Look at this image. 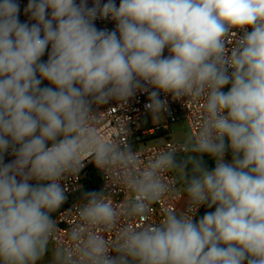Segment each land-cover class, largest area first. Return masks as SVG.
<instances>
[{
  "label": "clouds",
  "instance_id": "9594fccd",
  "mask_svg": "<svg viewBox=\"0 0 264 264\" xmlns=\"http://www.w3.org/2000/svg\"><path fill=\"white\" fill-rule=\"evenodd\" d=\"M23 14L20 0H0V264L45 256L65 175L85 153L97 167L123 159L95 136L94 106L138 95L155 113L170 112L169 97L204 101L185 156L158 161L184 181L188 212L124 229L111 245L88 234L77 256L58 249L53 264H264V0H27ZM131 186L137 216L166 190L152 170ZM84 196L87 225L115 223L103 191ZM201 206L214 211L197 220Z\"/></svg>",
  "mask_w": 264,
  "mask_h": 264
},
{
  "label": "built area",
  "instance_id": "2783aa9c",
  "mask_svg": "<svg viewBox=\"0 0 264 264\" xmlns=\"http://www.w3.org/2000/svg\"><path fill=\"white\" fill-rule=\"evenodd\" d=\"M116 3L118 5L119 0H116ZM20 4V19L23 21L27 19L23 14L27 0H20ZM96 25L110 30L115 27L111 20H97ZM164 55H167L166 50ZM46 58L45 55L43 59ZM169 100L170 112L163 113H155L145 108L146 95H138L126 101L112 100L108 104L94 106L90 126L95 136L99 141L112 145L117 154L123 155V159L117 158L104 167H97L94 154L85 153L81 158L80 171L65 175L62 180L67 196L65 203L70 204L53 218L56 230L49 242L55 250L70 251L77 256L78 248L88 234L95 233L111 245L124 229L156 224L168 211L174 210L177 214L188 212L187 194L180 187L173 170L158 167V161L161 156L173 150H176V157L185 155L178 150L183 142L171 140L167 135L171 133V126L180 121H185L191 135H195L203 115L204 101L185 98L173 102L170 97ZM161 117L163 121L159 119ZM165 136L167 140L163 143L146 144L150 139ZM10 159L12 157H5L6 162ZM90 167H94L101 176L104 196L118 212L112 226L87 225L80 216V209L86 200H73L83 188ZM149 170L157 173L166 190L145 215H132L130 206L135 202L137 194L131 186V181ZM203 207L192 213L195 219ZM76 230L81 233L79 241L72 236Z\"/></svg>",
  "mask_w": 264,
  "mask_h": 264
},
{
  "label": "trees",
  "instance_id": "16d2710c",
  "mask_svg": "<svg viewBox=\"0 0 264 264\" xmlns=\"http://www.w3.org/2000/svg\"><path fill=\"white\" fill-rule=\"evenodd\" d=\"M225 91H227V88L224 89ZM185 156V155H184ZM183 156V157H184ZM183 157H176L177 160L182 159ZM226 159L227 161H231V153L230 151L226 154ZM204 160V164L205 166L211 170L214 168L215 162L213 159H211L210 157H208L207 155H205L203 157ZM174 171V170H173ZM179 185L182 189H184V181L182 179L178 180ZM102 186H103V182L101 179V176L99 175V173L97 172V170L94 167H90L88 175L86 176V178L84 179V184H83V188L81 189V191H79L74 197L73 200H77V199H81V200H86L85 196H84V192L87 190H97V191H102ZM72 200V201H73ZM71 201V202H72ZM70 203H64L60 209H58L56 212H54L52 214V218L56 217L58 213H60L62 210H64L67 206H69ZM209 211H214L213 209H209L206 206H204L202 208V210L199 212V214L197 215V220L200 219L206 212Z\"/></svg>",
  "mask_w": 264,
  "mask_h": 264
},
{
  "label": "rangeland",
  "instance_id": "374dc122",
  "mask_svg": "<svg viewBox=\"0 0 264 264\" xmlns=\"http://www.w3.org/2000/svg\"><path fill=\"white\" fill-rule=\"evenodd\" d=\"M45 84H47V81L44 82ZM171 134H170V138L171 140L177 141V142H183L186 137H188L189 135H191V132L189 130V127L187 125V123L185 121H180L177 122L175 124H173L171 126ZM161 138V137H160ZM159 142H162V140L160 139H150L148 140V142L146 143L147 145H152V144H159ZM176 178L178 180L181 179L180 175L178 174L177 171H173ZM54 251L50 249V247L48 246V252L45 254V256L37 262V264H53V255H54Z\"/></svg>",
  "mask_w": 264,
  "mask_h": 264
},
{
  "label": "crops",
  "instance_id": "0c3cea01",
  "mask_svg": "<svg viewBox=\"0 0 264 264\" xmlns=\"http://www.w3.org/2000/svg\"><path fill=\"white\" fill-rule=\"evenodd\" d=\"M161 121H163V118L161 117V118H159ZM172 133V132H171ZM170 133V134H171ZM170 134L169 135H167L168 136V138H170ZM155 139H160V140H162V142H159V143H163V142H165L167 139H166V136L165 137H159V138H155ZM48 246L50 247V249L51 250H53L54 252H56L57 250H55L54 248H53V246L51 245V243L49 242V244H48Z\"/></svg>",
  "mask_w": 264,
  "mask_h": 264
}]
</instances>
